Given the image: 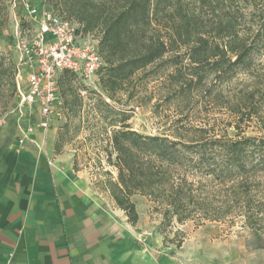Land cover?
I'll use <instances>...</instances> for the list:
<instances>
[{"label": "trees", "instance_id": "trees-1", "mask_svg": "<svg viewBox=\"0 0 264 264\" xmlns=\"http://www.w3.org/2000/svg\"><path fill=\"white\" fill-rule=\"evenodd\" d=\"M61 2L69 17L78 22L79 33L98 32L100 36L102 91L86 85L68 69L62 70L58 78L63 113L69 117L81 113L84 105L81 91L85 90L96 100L94 109L106 110L107 117H112L111 146L118 174L114 178L111 171H106L99 187L110 194L133 225L139 221L133 199L137 194L160 204L170 222L174 218L183 222L198 211L204 212L207 219H219L210 215L211 205L206 197L196 199L195 183L189 175L200 173L205 179L219 176L235 183L264 173V125L256 135L243 134L237 123L240 130L234 138L214 139L210 143L205 139L181 141L135 130L128 123L126 111L112 102L118 100L121 91L132 98L135 91L129 86L137 72L162 62L165 68L176 67L171 76L190 88L204 84L211 75L219 82L230 81L239 73L253 76V86L246 96L229 105L232 116L239 122L252 120L262 108L257 102L264 99V75L256 72L260 66L258 59L264 54V0H253L243 7L234 0H197L194 9L186 5V0ZM206 6L213 12L210 19L201 11ZM247 14L257 17L256 21L243 23ZM184 59L189 60V72L182 69ZM11 70L10 65L6 73ZM67 136L66 131L59 129L54 145L56 153L72 139ZM236 203L250 211V193L243 195L236 191L231 195L224 202L227 212Z\"/></svg>", "mask_w": 264, "mask_h": 264}, {"label": "rangeland", "instance_id": "rangeland-1", "mask_svg": "<svg viewBox=\"0 0 264 264\" xmlns=\"http://www.w3.org/2000/svg\"><path fill=\"white\" fill-rule=\"evenodd\" d=\"M61 1L0 0V120L9 123V131L18 118L29 117L33 122L40 119L38 108L20 106L17 95L18 81L25 86L29 74V57L19 49V44L25 43L33 49V54L36 51L39 25L37 19L30 15L29 8L49 10L78 29V22L69 17ZM251 1L234 0L241 3L238 4L240 7ZM196 3L197 0H186L191 9L197 7ZM201 11L206 19L213 15L207 6ZM256 19L247 14L242 21L249 25ZM258 61L260 66L256 72L264 75V54ZM188 64L189 60L184 59L182 69L186 72H189ZM10 65L12 70L6 73ZM176 71L174 66L165 68L162 62H156L134 76L129 86L135 91L132 98H128L126 91L118 94V100L112 103L126 111L132 128L145 134L181 141L205 139L208 143L214 139L236 137L240 130L237 123H240L243 134H258L259 127L264 125V99L259 100L261 103L257 102L262 105L260 113L246 122H239L229 108L231 103H237L246 96L247 90L253 86V76L239 73L230 81L219 82L211 75L204 84L190 88L187 84L178 83L176 76H171ZM98 90L102 91L100 86ZM90 95L86 92L80 114H70L69 117L63 113L58 119L57 134L59 129L68 133L67 137L72 139L65 146L77 151V169H87L101 194L110 195L99 187L98 182L106 178V171H111L114 178L118 174L113 164L116 154L111 146L112 127L109 121L112 117H107L106 110L97 112L94 109L96 100ZM137 106L139 111H135ZM19 123L24 125L21 120ZM189 179L194 180L196 199L206 197L211 205L210 215L220 218L207 219L203 216L204 212L198 211L183 222L176 218L170 222L163 215L160 204L148 196L137 194L133 199L139 218L147 224L140 230H150V237H159L163 246L169 247L167 250L172 253L188 244L193 258L203 259L209 264H264V173L235 183L224 181L219 176L205 179L200 173L190 174ZM236 191L243 195L247 191L250 193V211L243 204L236 203L227 212L224 202ZM249 215L254 218H249Z\"/></svg>", "mask_w": 264, "mask_h": 264}, {"label": "crops", "instance_id": "crops-1", "mask_svg": "<svg viewBox=\"0 0 264 264\" xmlns=\"http://www.w3.org/2000/svg\"><path fill=\"white\" fill-rule=\"evenodd\" d=\"M18 119L11 131L0 120V264H209L188 244L172 253L157 236L141 238L147 224L130 223L89 171L75 168L77 151L55 152L59 120L20 144V120L33 121Z\"/></svg>", "mask_w": 264, "mask_h": 264}, {"label": "built area", "instance_id": "built-area-1", "mask_svg": "<svg viewBox=\"0 0 264 264\" xmlns=\"http://www.w3.org/2000/svg\"><path fill=\"white\" fill-rule=\"evenodd\" d=\"M29 12L39 25L36 51L33 54V49L25 43L19 44V49L29 57V74L25 86L18 81L17 95L20 106L38 108L40 119L20 128V144L37 129L47 133L52 123L63 116L58 85L62 70L72 71L86 85L98 90L99 71L103 65L98 47L99 34L80 35L71 22L46 9L30 7ZM19 77L20 74L18 80ZM81 94L85 96L86 91ZM139 110L135 107V111ZM151 235L152 232L147 230L141 238Z\"/></svg>", "mask_w": 264, "mask_h": 264}]
</instances>
